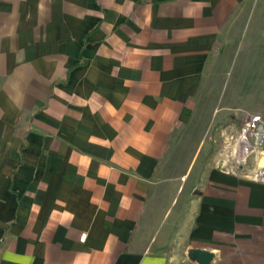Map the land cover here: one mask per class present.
Returning a JSON list of instances; mask_svg holds the SVG:
<instances>
[{
  "label": "crops",
  "instance_id": "crops-1",
  "mask_svg": "<svg viewBox=\"0 0 264 264\" xmlns=\"http://www.w3.org/2000/svg\"><path fill=\"white\" fill-rule=\"evenodd\" d=\"M251 114L264 0H0V264H264Z\"/></svg>",
  "mask_w": 264,
  "mask_h": 264
},
{
  "label": "built area",
  "instance_id": "built-area-1",
  "mask_svg": "<svg viewBox=\"0 0 264 264\" xmlns=\"http://www.w3.org/2000/svg\"><path fill=\"white\" fill-rule=\"evenodd\" d=\"M230 163L233 172L243 171L252 157L259 156L264 161V119L259 114H251L240 127L236 136L231 137ZM253 177L264 178V165L252 170Z\"/></svg>",
  "mask_w": 264,
  "mask_h": 264
},
{
  "label": "rangeland",
  "instance_id": "rangeland-1",
  "mask_svg": "<svg viewBox=\"0 0 264 264\" xmlns=\"http://www.w3.org/2000/svg\"><path fill=\"white\" fill-rule=\"evenodd\" d=\"M199 119L201 120V123H203L205 121V119H206V112H202L200 114ZM200 129L201 128L197 127L195 132H194V134L197 135L198 137L201 134V132H200L201 130ZM183 138L185 139L184 142H182L181 144H178V145H180V149H179L180 152L185 153V152L193 151L194 147L197 145L199 150H202L203 152H207V153H203V157L201 159V161H204V162L209 161V159L214 154V148H213L212 145L207 147L202 142L198 143V144H195V143H191V142L186 141V139L188 137L184 136ZM184 161H185L184 159H179L177 162L178 163H183Z\"/></svg>",
  "mask_w": 264,
  "mask_h": 264
},
{
  "label": "water",
  "instance_id": "water-1",
  "mask_svg": "<svg viewBox=\"0 0 264 264\" xmlns=\"http://www.w3.org/2000/svg\"><path fill=\"white\" fill-rule=\"evenodd\" d=\"M188 257L191 261L196 262V264H211L214 259L212 253L198 249L191 250Z\"/></svg>",
  "mask_w": 264,
  "mask_h": 264
}]
</instances>
